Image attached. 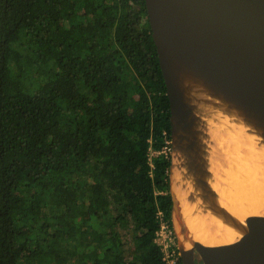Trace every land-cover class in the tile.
Listing matches in <instances>:
<instances>
[{
	"label": "trees",
	"instance_id": "trees-1",
	"mask_svg": "<svg viewBox=\"0 0 264 264\" xmlns=\"http://www.w3.org/2000/svg\"><path fill=\"white\" fill-rule=\"evenodd\" d=\"M170 116L145 0H0V264H167Z\"/></svg>",
	"mask_w": 264,
	"mask_h": 264
},
{
	"label": "water",
	"instance_id": "water-1",
	"mask_svg": "<svg viewBox=\"0 0 264 264\" xmlns=\"http://www.w3.org/2000/svg\"><path fill=\"white\" fill-rule=\"evenodd\" d=\"M145 6L170 103L171 166L177 146L208 191L201 154L205 133L192 116L179 75L188 74L199 90L232 103L264 134V0H145ZM171 169L173 229L183 264H264L263 215L248 216L247 231L235 242L181 245Z\"/></svg>",
	"mask_w": 264,
	"mask_h": 264
},
{
	"label": "bare ground",
	"instance_id": "bare-ground-1",
	"mask_svg": "<svg viewBox=\"0 0 264 264\" xmlns=\"http://www.w3.org/2000/svg\"><path fill=\"white\" fill-rule=\"evenodd\" d=\"M179 82L205 133L207 148L201 154L208 191L198 185L202 175L190 165L191 159L175 146V227L184 248L195 241L229 244L245 234L248 216H264V134L232 103L199 90L188 74H180Z\"/></svg>",
	"mask_w": 264,
	"mask_h": 264
},
{
	"label": "built area",
	"instance_id": "built-area-1",
	"mask_svg": "<svg viewBox=\"0 0 264 264\" xmlns=\"http://www.w3.org/2000/svg\"><path fill=\"white\" fill-rule=\"evenodd\" d=\"M158 234V238L160 236L164 237V241L162 243H160L157 238L158 243H160L163 248L164 260L167 264H178L180 254L177 252L176 245L170 242V239L172 237L171 231L168 230L167 226L164 224Z\"/></svg>",
	"mask_w": 264,
	"mask_h": 264
},
{
	"label": "rangeland",
	"instance_id": "rangeland-1",
	"mask_svg": "<svg viewBox=\"0 0 264 264\" xmlns=\"http://www.w3.org/2000/svg\"><path fill=\"white\" fill-rule=\"evenodd\" d=\"M158 240H159L160 243H162V242L164 241V237L160 236V237L158 238ZM170 242L178 247V241H176V240L173 239L172 237H171V239H170ZM71 260H73L72 257L67 256V257H65V259H64L63 262H64V264H71ZM73 261H74V262H77L76 259H74ZM74 262H73V264H76V263H74Z\"/></svg>",
	"mask_w": 264,
	"mask_h": 264
},
{
	"label": "flooded vegetation",
	"instance_id": "flooded-vegetation-1",
	"mask_svg": "<svg viewBox=\"0 0 264 264\" xmlns=\"http://www.w3.org/2000/svg\"><path fill=\"white\" fill-rule=\"evenodd\" d=\"M198 264H200V263H198Z\"/></svg>",
	"mask_w": 264,
	"mask_h": 264
}]
</instances>
